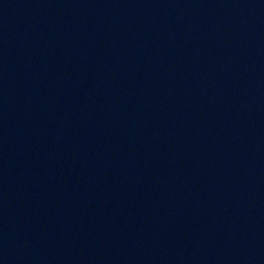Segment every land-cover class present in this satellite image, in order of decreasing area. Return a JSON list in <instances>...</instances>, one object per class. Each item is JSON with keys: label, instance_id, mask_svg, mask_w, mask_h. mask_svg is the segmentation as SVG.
<instances>
[{"label": "water", "instance_id": "1", "mask_svg": "<svg viewBox=\"0 0 264 264\" xmlns=\"http://www.w3.org/2000/svg\"><path fill=\"white\" fill-rule=\"evenodd\" d=\"M0 264H264V0H0Z\"/></svg>", "mask_w": 264, "mask_h": 264}]
</instances>
